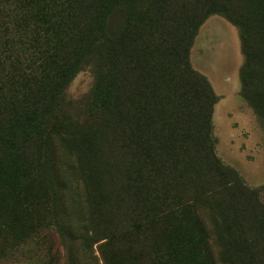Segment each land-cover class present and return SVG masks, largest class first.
<instances>
[{"label": "trees", "instance_id": "trees-1", "mask_svg": "<svg viewBox=\"0 0 264 264\" xmlns=\"http://www.w3.org/2000/svg\"><path fill=\"white\" fill-rule=\"evenodd\" d=\"M214 14L239 30L241 95L264 124V0H0V234L42 212L67 264L96 243L107 264L123 246L129 261L245 264L264 201L218 156L220 97L191 61ZM94 61L75 105L65 91Z\"/></svg>", "mask_w": 264, "mask_h": 264}, {"label": "rangeland", "instance_id": "rangeland-1", "mask_svg": "<svg viewBox=\"0 0 264 264\" xmlns=\"http://www.w3.org/2000/svg\"><path fill=\"white\" fill-rule=\"evenodd\" d=\"M191 61L195 69L209 78L220 97L213 114L218 156L236 169L247 185L260 189L264 201V124L241 95L240 68L244 55L237 26L220 14L209 17L196 37ZM95 76V61L86 63L69 83L65 91L67 100L75 105L83 104L94 87ZM107 176V180H111L110 172ZM108 185L110 187V182ZM124 210L122 208L121 212ZM38 213L40 216L31 212V224L23 229L3 227L0 264H67L62 239L42 212ZM140 244L148 243L142 241ZM249 246L251 250L249 254L245 253V264H264V240ZM123 247L117 255L121 264L125 261L126 264H158L156 261L126 260ZM92 250L93 254L83 255L87 261L85 264H107L99 251V244L96 243ZM152 250L147 249L148 252Z\"/></svg>", "mask_w": 264, "mask_h": 264}]
</instances>
